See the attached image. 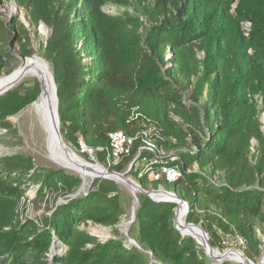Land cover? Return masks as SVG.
I'll use <instances>...</instances> for the list:
<instances>
[{
    "label": "trees",
    "instance_id": "trees-1",
    "mask_svg": "<svg viewBox=\"0 0 264 264\" xmlns=\"http://www.w3.org/2000/svg\"><path fill=\"white\" fill-rule=\"evenodd\" d=\"M16 1L32 25L42 20L51 28L40 51L54 74L65 141L81 149L82 140L98 149L95 159L107 167L111 131L134 135L145 124L155 126L163 137L159 145L181 149L177 163L183 176L171 184L190 205L188 222L201 224L211 245L222 251L227 237L243 238L244 252L258 261L263 242L255 225L264 222L259 118L264 110V0ZM106 4L124 10L108 13ZM245 22L251 23L247 34ZM13 26L19 36L0 20V42L17 39L22 55L31 56L29 28L18 17ZM83 32L84 48L78 46ZM197 42L202 59L190 48ZM87 47L89 63L83 64ZM40 93V81L33 77L0 95V127L17 135L9 118ZM172 104L179 120L170 116ZM252 139L257 146L250 157ZM140 143L109 170L126 172ZM141 159L129 174L146 189L158 188L164 180H153L150 173L139 176ZM81 184L78 174L38 166L28 153L0 157V264H216L196 238L175 228L176 203L139 195L129 229L138 247L117 226L128 213L120 184L96 178L71 197ZM33 185V202L37 207L45 202L46 212L22 223L20 203ZM90 223L111 227V237L101 240L87 229Z\"/></svg>",
    "mask_w": 264,
    "mask_h": 264
},
{
    "label": "rangeland",
    "instance_id": "rangeland-1",
    "mask_svg": "<svg viewBox=\"0 0 264 264\" xmlns=\"http://www.w3.org/2000/svg\"><path fill=\"white\" fill-rule=\"evenodd\" d=\"M16 5L18 7L17 10L15 9ZM85 6L86 5L83 4V7ZM103 8L106 12L112 13V14H117L120 11L124 10L123 7L117 6L115 4H106ZM22 14L25 18V22L22 20ZM17 17L22 22H24V24L29 28L30 35L32 37V47L34 48V53L31 56L39 55L44 61L45 59L41 56L40 48H41L42 42H44L50 37L51 28L42 20L39 22L37 26L32 25L30 22V16L28 15L27 11L21 8L16 0H0V20L4 22L6 27H11L13 31L15 32L16 36L17 35L19 36L20 30L18 28L16 29L13 26V21ZM75 23L78 25L81 24L80 15L75 18ZM86 36H87L86 33L84 34L83 32L81 33L80 37H78L79 47L84 48V45L86 44V42H88V38H86ZM0 43H1L0 45L3 44L2 42ZM199 46H200V42H197V43H193L190 48L195 52L196 56L202 59L204 57V51L200 49ZM88 52H91V47L89 48L87 47L84 49L85 55L83 59V64L89 63V58L86 55V54H89ZM170 52L171 50L168 49V52H167L168 59L171 57ZM0 55L2 58V69H1L0 76L10 75L12 72L17 70L23 64V60L26 58L22 55L20 42H18L17 39H14V41L12 42L9 41L6 44L4 43L2 46H0ZM169 65H172V63H170ZM30 78H33V77L26 76V78H24L23 81L30 80ZM185 102L190 103L188 98L185 100ZM170 108H171L170 116H172L175 120H179V117L174 112V104H172ZM21 112L22 113L18 117H15L14 115L9 118V120L13 123L14 128L17 129V135L12 134V132L8 129H5L6 131H4V134L0 135V157L4 155H12L19 151H22V152L30 154L35 160L36 165L38 166L48 167L52 169L62 168L61 166H59L58 162L52 158L51 153L48 150L47 132L41 122V118H40V115L36 107L29 105L26 109H24ZM259 118L261 121L260 128L264 131V110L259 113ZM188 142L192 144L191 134L188 136ZM68 144L78 155H80L81 157L83 156L86 161L93 163V164L98 163L95 159V156L92 155L89 151L83 152L82 148L78 149L72 144L70 143ZM256 146H257V140L252 139L251 146H250V157H252L255 154ZM180 150L171 149L168 151L165 149L166 153H169L170 151H178L179 153ZM86 154L88 156H86ZM132 161L129 164H131ZM101 165L105 167L104 164H101ZM62 169H65V168H62ZM65 170L75 173L68 169H65ZM129 176L135 181H137L138 183H140V181L136 179L133 175L129 174ZM214 178L219 179L218 174L214 175ZM94 181L95 180H90L82 192L86 191L89 187H91ZM120 186L122 189L124 199L128 205V213L122 217V220L120 221V223H122L123 221H126L127 219L129 220L131 218L132 205H133V201L135 197L132 191H130L128 187L122 184H120ZM161 186H163L167 190L175 191L174 190L175 188L171 183H166L164 181L161 184ZM30 190L31 189H28V191L26 192V194L28 195V198L23 199L22 202L20 203V211H19L20 214H19L18 219L22 223L25 222V220L30 219V218L31 219L38 218L46 212L45 202L42 203L39 207H37L36 204L33 202L35 194H33V192L30 193ZM255 226H256L258 236L263 242L262 247H261V254H262V248L264 247V222L260 226L259 225H255ZM87 229L89 231L98 230V229H101V226L93 225L92 223H90ZM121 229L123 228L119 227L120 232L123 234ZM110 234L112 235V231L110 232ZM97 237L100 239L102 238L99 236ZM227 238L228 239L226 241V244H227L226 249H237L240 251H244L243 247L245 246L246 243L243 238L238 237V236L227 237ZM226 249H224L223 251L222 250H219V251L223 253L225 252ZM227 261H232V260L228 258H224L218 264H225V262Z\"/></svg>",
    "mask_w": 264,
    "mask_h": 264
},
{
    "label": "water",
    "instance_id": "water-1",
    "mask_svg": "<svg viewBox=\"0 0 264 264\" xmlns=\"http://www.w3.org/2000/svg\"><path fill=\"white\" fill-rule=\"evenodd\" d=\"M22 20L25 22V18L23 16V14H22ZM43 62L46 64V66L49 69L48 75L43 76L42 74L37 73L36 77L40 81L41 93H40L39 97L30 105L35 106L39 115H40L41 122H42V124H43V126L47 132V140H48V130L49 129L54 130V140L56 141L57 145H59L60 149L62 150L61 151L62 156H54L53 155L54 156L53 158L58 162L59 166H61L62 168H65V169H67L70 166H72L71 168H76L74 170H79L78 167L83 168V169H91L92 167L90 165H95V164L90 163V162L88 164L80 162L79 159L75 157L76 152L65 141V139L61 133L60 117H59V109H58L59 99H58L57 85L55 82L54 74H53L52 70L50 69L49 64L45 60ZM23 63H24V60H23ZM19 68L17 70H15L14 72H12L14 74V77L9 82V84L0 88V95L4 94L7 91H9L10 89L14 88L18 84H20L24 80V78H26L28 71L23 70V71L17 72L19 70ZM49 82H50V84H49ZM21 113L22 112H19L18 114L15 115V117H18ZM136 161H137V158H134L132 163H131L132 167L134 166ZM101 166L103 167V172H105V173H103L102 175H98L97 178L111 179V180H114L116 183L122 184V185H124L130 189L132 187H134L139 192V195L145 194V195L149 196L154 201H158V202L165 201V202L176 203L175 216L173 218L175 228L178 229L183 236H193L194 238H196L198 243L204 247L206 254L209 257H211L217 264L224 258H228V259L232 260L233 262H237V263L254 264L255 261L250 259L244 251H240L237 249H226L225 252L221 253L219 251V249L214 248L210 243V240H209L210 237H209L208 232L205 230V228L201 224H196V223L187 221V226L197 228L200 231L201 236L204 237V239L201 240L197 236L189 235L188 233H184L182 231V228L178 224V219H177L178 212L182 206H185L186 212L188 214L190 211V205H189L188 201H186L184 198H182L177 192L167 190V189H163L160 187L154 188V189L153 188L152 189H146L142 186V184L138 183L137 181H135L134 179H132L129 176L130 170H127L126 172H119L116 170H109L107 167H104L103 165H101ZM78 172H80V171H78ZM75 174H78L82 178V184H81L80 188L78 189V191H76L74 194H72L71 197H76V196L80 195L82 193V191L85 189L84 177L82 176L81 173L75 172ZM163 194H166V196L165 197L159 196V195H163ZM139 201H140L139 196H138V198L134 199L133 205H132V211H131V218L127 221L125 227H123V222L119 223L117 225L119 227H123L122 232L125 234V236H127L128 241L130 243L138 246V247H140L139 244L136 242V240L134 238H132L129 235V229H130V226L136 220L137 207L139 205ZM101 229H104L108 232V235L104 239L101 238V240H106L107 238L111 237L110 232L112 231V228L106 227V226H101ZM91 233L99 236L95 232V230H91ZM54 248H55V245H54ZM214 251H217L218 254L215 255ZM234 251L237 252L238 258H230L232 256V253H234ZM148 254L150 255V258H152V253L148 252ZM258 261H259V259H258Z\"/></svg>",
    "mask_w": 264,
    "mask_h": 264
},
{
    "label": "built area",
    "instance_id": "built-area-1",
    "mask_svg": "<svg viewBox=\"0 0 264 264\" xmlns=\"http://www.w3.org/2000/svg\"><path fill=\"white\" fill-rule=\"evenodd\" d=\"M244 29L247 34L251 30V23L245 22ZM4 131L6 130L0 127V135L4 134ZM108 137L109 145L105 149V160L108 169L118 166L131 154L136 142L140 141V146L134 157L137 158L136 163L142 158L141 163H139V166L142 167L139 176H142L145 173H150L153 180H164L167 183H173L183 176V171L177 163V161L180 160L178 151H170L169 153H166L163 145L158 144V140L163 139V137H161L155 126L145 124V126L134 135H130L123 130H115L111 131L108 134ZM169 141L172 143L177 142V140L172 137L169 138ZM80 145L83 152L89 151L94 156L98 150L88 148L82 140H80ZM143 151H150L153 153V156L151 158L141 156ZM133 167L129 164L127 170H132ZM152 188L153 187L151 186L148 189ZM160 188L166 189L161 185ZM29 189H31L30 193L33 192V194H36L37 186L33 185Z\"/></svg>",
    "mask_w": 264,
    "mask_h": 264
},
{
    "label": "bare ground",
    "instance_id": "bare-ground-1",
    "mask_svg": "<svg viewBox=\"0 0 264 264\" xmlns=\"http://www.w3.org/2000/svg\"><path fill=\"white\" fill-rule=\"evenodd\" d=\"M17 6H16V10H17ZM26 70L27 72V76H32V77H36L37 73L44 75H48V67L46 66V64L43 62V60L40 58L39 55H35V56H31V57H26L24 59V63L20 66L19 71H23ZM14 77V74H10V75H5V76H0V88L4 87L5 85L9 84V82L12 80V78ZM32 79V78H30ZM50 84V82H49ZM49 129V128H48ZM47 147L49 152L52 154V158L54 156H62L61 153V149L59 147V145H57L56 141L54 140V130L53 129H49L48 130V140H47ZM75 153V152H74ZM37 154V153H36ZM54 155V156H53ZM75 157L79 159L80 162H83L85 164H88L89 162L86 161L84 159V157L78 155L77 153H75ZM54 159V158H53ZM90 165V164H89ZM92 168L91 169H83V168H79V170H74L76 168H71L72 166L68 167L67 169L76 173H81L82 176L84 177L85 180V186H87V184L89 183L90 180H95L98 175H102L103 173V167L100 164H95V165H90ZM80 171V172H78ZM130 189V188H129ZM130 191H132L135 199L138 198L139 196V192L132 187L130 189ZM159 196H166V194L163 195H159ZM187 212H186V207L182 206L178 212V224L180 225V227L182 228V231L184 233H188L189 235H194L197 236L198 238H200L201 240L204 239L203 236H201L200 231L195 228V227H188L187 226ZM128 219L126 221H123V227H125L126 223H127ZM122 227V228H123ZM122 230V229H121ZM95 232L102 237L103 239L108 235V232L104 229H98L95 230ZM202 237V238H201ZM214 254L217 255L218 252L214 251ZM232 258H238V254L236 251H234V253H232ZM254 264H264V247H263V251L262 254L259 258V261H255Z\"/></svg>",
    "mask_w": 264,
    "mask_h": 264
}]
</instances>
